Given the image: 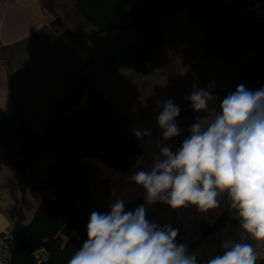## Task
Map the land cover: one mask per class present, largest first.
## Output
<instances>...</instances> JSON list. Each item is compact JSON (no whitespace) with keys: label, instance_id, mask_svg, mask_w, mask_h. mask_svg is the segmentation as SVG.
Returning a JSON list of instances; mask_svg holds the SVG:
<instances>
[{"label":"crops","instance_id":"obj_1","mask_svg":"<svg viewBox=\"0 0 264 264\" xmlns=\"http://www.w3.org/2000/svg\"><path fill=\"white\" fill-rule=\"evenodd\" d=\"M213 28L190 20L185 8L167 13L163 16L165 42L152 49L149 71L136 69L127 53L124 57L128 63L112 72L109 64L118 47L139 41L137 28L101 32L81 14L78 0H0V56L9 65L6 68L0 62V107L7 113L18 109L30 130H40L58 108L69 104V97L86 77L82 86L86 96L68 110L83 108L94 85L130 118L129 129L139 147L135 164L127 169H116L96 156L84 159L90 202L110 210L111 203L123 199L125 210L135 211L145 203V191L129 178L138 171V159L143 158L147 170L159 155L153 138L162 132L157 122L162 109L157 101L176 104L183 88L192 93L193 85H198L216 97L209 101L207 110H202L200 122L204 124L209 115L217 114L225 90L240 70L261 53L259 44L255 48L219 49L214 42L232 36L233 30L227 27L217 35ZM180 122L181 111L176 118V123ZM134 128L148 130L150 136L137 138ZM56 163L53 150L43 152L35 161L36 175L29 182L15 164L0 163V243L5 229L19 223L28 225L40 202L52 196L51 190L41 188V184ZM230 204L225 194L219 208L207 213L187 207L179 226L166 205L157 202L147 206L146 218L162 227L178 229L177 237L190 247L201 237L203 227L213 223ZM240 232V225L228 223L206 236L192 254L199 264H206L222 254L224 246L239 242ZM249 242L255 247L258 264L264 258V249L256 247L255 241ZM35 257L40 264L47 258L46 250L38 249ZM0 264L4 263L0 260Z\"/></svg>","mask_w":264,"mask_h":264},{"label":"trees","instance_id":"obj_2","mask_svg":"<svg viewBox=\"0 0 264 264\" xmlns=\"http://www.w3.org/2000/svg\"><path fill=\"white\" fill-rule=\"evenodd\" d=\"M78 8L85 19L101 32L130 28L140 31L137 43L118 47L117 55L109 64L112 72H116L120 64L128 63L124 57L128 53L134 59L132 65L147 73L152 49L165 42L163 16L185 8L190 12V20L211 27L228 26L233 30L232 36L214 42L219 49L261 46V53L240 70L225 90L224 97L240 84L253 91L264 87V39L255 40L245 34L247 30L262 28L264 24L245 20L246 14L235 5L220 8L212 6L209 0H78ZM85 82L86 77L69 97V104L64 103L58 108L37 131L25 125L18 109L7 113L0 107V163L15 164L27 182L36 175L35 161L47 150L56 153L57 161L64 153H72L83 161L96 156L116 169L133 166L139 147L129 129L130 118L113 106L100 89L92 85L88 90L86 107L68 110L86 96V90L82 89ZM190 94L183 88L176 104H180L183 122L192 125L198 118L201 121L204 113L193 110L191 101L187 99ZM219 111L220 104L217 113ZM41 188L51 190L52 196L40 202L28 225L19 223L13 226L10 240L13 264H39L35 252L42 248L47 252L42 264H67L88 238L87 224L91 213L110 211L106 206L91 204L87 174L79 200L75 192L78 185L74 181L49 176ZM234 215L230 204L213 223L203 227L201 237L188 247L189 254L206 236L224 225H240ZM176 243L184 244L181 237H177ZM258 264H264V258Z\"/></svg>","mask_w":264,"mask_h":264},{"label":"clouds","instance_id":"obj_3","mask_svg":"<svg viewBox=\"0 0 264 264\" xmlns=\"http://www.w3.org/2000/svg\"><path fill=\"white\" fill-rule=\"evenodd\" d=\"M187 97L194 111L207 110L216 97L198 85ZM157 122L162 140L181 134L176 118L179 107L171 100L157 101ZM137 138L148 130L133 129ZM174 153L160 146L150 168L143 158L130 182L142 186L144 201L135 211H126L123 199L109 205L110 211H93L87 224V240L67 264H198L186 244H177L179 230L146 218L147 206L157 202L173 210L195 207L200 213L219 208L225 194L238 219L239 242L224 246L222 254L206 264H256V247H264V87L249 90L243 84L220 102V111L206 125L197 121Z\"/></svg>","mask_w":264,"mask_h":264},{"label":"water","instance_id":"obj_4","mask_svg":"<svg viewBox=\"0 0 264 264\" xmlns=\"http://www.w3.org/2000/svg\"><path fill=\"white\" fill-rule=\"evenodd\" d=\"M209 3L212 6L226 8L235 5L246 14L247 21L264 24V0H217ZM248 15V16H247ZM245 34L255 40L264 39V26L258 29L247 30ZM180 107V104L177 105ZM86 175V167L83 159L72 153H64L57 161L56 165L50 171V176L58 177L63 181H74L78 188L75 189L77 199L83 194L82 182ZM44 260L40 261L42 264Z\"/></svg>","mask_w":264,"mask_h":264},{"label":"built area","instance_id":"obj_5","mask_svg":"<svg viewBox=\"0 0 264 264\" xmlns=\"http://www.w3.org/2000/svg\"><path fill=\"white\" fill-rule=\"evenodd\" d=\"M0 62L5 64L6 68H9V65H6L5 60L1 56H0ZM215 115L216 114L209 115L206 122L204 123V125L211 122L214 119ZM177 126L181 129V134L177 137H173L172 139L168 140L167 142L162 140V132H158V133L154 134L153 138H154L156 147H157V145L168 146L175 153L177 151V149L182 146L183 140L186 137H188V135H189L188 129L190 128L191 125L188 123H185V122H180V123H177ZM157 149L159 150L158 147H157ZM166 207L169 210V212L171 213V215L173 216L175 223L180 226V223L183 221L186 208L173 210L168 205H166ZM12 230H13V227H9V228L5 229L1 235L0 260L4 264H13V253H12V247L10 244V240L12 237ZM263 248L264 247H262V249Z\"/></svg>","mask_w":264,"mask_h":264},{"label":"rangeland","instance_id":"obj_6","mask_svg":"<svg viewBox=\"0 0 264 264\" xmlns=\"http://www.w3.org/2000/svg\"><path fill=\"white\" fill-rule=\"evenodd\" d=\"M211 0H209V2H210ZM213 2L214 3H217V2H220V1H217V0H213ZM248 16V15H247ZM240 18H242V16H239ZM211 27V26H210ZM228 26H221V27H215V28H213L216 32L215 33H217V35H218V33H220L223 29H225V28H227ZM210 29H212V28H210ZM229 29V28H228ZM86 103V102H85ZM87 105V104H86ZM86 105H84V107H86ZM80 106H82V105H80ZM83 107V108H84ZM80 108H82V107H80ZM262 248V247H261ZM264 249V248H263Z\"/></svg>","mask_w":264,"mask_h":264}]
</instances>
